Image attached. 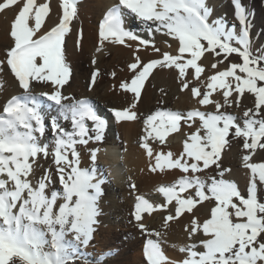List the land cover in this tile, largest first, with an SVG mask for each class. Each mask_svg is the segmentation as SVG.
<instances>
[{"label": "snow or ice", "instance_id": "obj_1", "mask_svg": "<svg viewBox=\"0 0 264 264\" xmlns=\"http://www.w3.org/2000/svg\"><path fill=\"white\" fill-rule=\"evenodd\" d=\"M231 4L236 21L231 28L223 19L211 20L207 0H119L98 24V51L105 42L132 50L131 78L111 89L132 99L113 109L115 120L142 123L140 146L152 161L151 173L184 174L159 188L165 203L136 198L135 220L149 237L146 264H264V162L254 160L261 150L264 161V50L252 51L251 10L243 0ZM79 5L80 0H56L55 7L53 0H0V13L14 14L7 33L14 43L0 60V72L10 69L23 90L5 96L0 112V264H77L99 230L106 181L95 167H81L78 146L102 142L108 121L89 99L67 93L75 80L73 58L85 42ZM129 17L145 27L147 38L126 27ZM157 35L170 38L161 44L175 42L178 53L157 46ZM148 50L153 57L145 58ZM157 69L171 70L178 89L200 107L140 116L138 105L148 95L145 83ZM99 77L97 69L90 87ZM40 86L48 91L37 92ZM0 91H6L4 80ZM246 94L252 107L242 109V118L226 111L241 108ZM53 105L58 115L49 118ZM209 106L212 110H201ZM173 133L183 136L178 154L161 148ZM236 140L243 150L244 188L230 178L233 169L225 164ZM49 157L53 167L41 169V158ZM90 158L95 164L98 150ZM213 168L215 175H200ZM158 210L166 213L165 228L181 217L188 221L179 258L166 254L159 239L164 233L142 222L145 213ZM83 264L101 262L84 259Z\"/></svg>", "mask_w": 264, "mask_h": 264}, {"label": "bare ground", "instance_id": "obj_2", "mask_svg": "<svg viewBox=\"0 0 264 264\" xmlns=\"http://www.w3.org/2000/svg\"><path fill=\"white\" fill-rule=\"evenodd\" d=\"M118 3L119 0H80V20L78 26L81 27L85 33V42L82 51L77 50L73 58L75 80L71 88L67 89V93L79 99H89L98 112L108 121V128L102 142L93 140L87 146H78V150L81 152V167L88 169L95 167L97 175L106 181L103 185L104 195L99 202L102 211L99 218V228L108 236L112 235L111 239L127 236L128 233L132 234L130 238L121 243L114 242V240L111 239L106 240V244L108 245H104V248L107 249V251L99 255L95 254L94 247L90 246L88 250L90 254H88L86 259L99 260L101 264H146L143 250L149 237L147 233L141 231L139 224L135 220L134 203L137 202V199L134 201L133 198L124 200L123 190H125L126 187L129 188L135 185L133 196L136 198L138 196H143L150 203L158 206L165 203V199L159 192V188L176 183L184 174L178 170L166 171L164 173H151L149 168L152 161L147 157L145 151L140 146V138L143 131L142 123L139 120L134 122H118L114 118L113 109L125 107L128 101L132 99V94L130 93L126 94L122 91L111 90L113 86L131 78L132 73L127 68V64L133 59L132 50L124 48L122 45H111L105 42L103 50L98 51L101 45L97 39V30L98 24L102 22L103 16L106 15L108 10L118 5ZM207 3L213 8L211 20L223 19L229 28H231V24L236 23L231 0H224L222 3H218L217 0H207ZM221 4H225L226 7H221ZM53 6H56V0H53ZM246 6L252 13L250 23L251 32H253L254 35L261 33L264 29V0H248ZM13 15L11 11L6 15L0 13V60L4 59L5 51L13 46L14 43L7 35L13 20ZM126 27L138 33L141 37L147 38V31L138 20L129 17ZM238 28L239 25L237 23V29ZM156 40L158 42L157 46L161 47L163 51H167L171 54L178 53L175 42H172V47H169L166 43H159L161 40H170V38L157 35ZM131 43L134 45L136 44V42ZM143 55L145 58L154 56L151 50L144 52ZM205 55L209 57L210 60L216 59L210 56V54L206 53ZM93 60L96 61L95 64L92 63ZM201 63H205L203 58ZM97 69L100 71L101 77L98 78L95 87H90L89 79ZM113 72L116 73L115 77L112 76ZM157 73H159V75H157ZM153 77H155V79H153ZM0 80H4L6 84V91H0V112H2L5 96L10 98L11 95H20L23 90L17 86L18 82L11 74L10 69L6 68L3 72H0ZM178 84L179 80L171 70H155L153 76H150L145 83V89L148 90V95L147 98L142 99L141 104L138 105L140 109L139 115L146 116L154 113L156 110L170 109L187 111L194 107H200L195 99L191 98L186 92H182L178 89ZM36 91H48V89L40 86ZM43 99L46 104L52 103L48 102L46 97ZM201 110L210 111L212 109L209 106L208 108H201ZM226 111L236 115L238 118H242V111L235 106L226 109ZM54 115H58V110L56 106L53 105L52 109L48 111V116L50 118ZM65 127L70 128V125L65 124ZM185 131L188 130L185 129ZM108 136H112V138L109 139ZM51 140L52 137L50 132L46 133V141L50 142ZM161 148L164 151H172L174 154L180 153L183 148V136L179 133L171 134L166 138V142ZM113 149L116 150L114 153H112ZM121 149L126 150L123 154V161L119 158L121 157L119 154ZM93 150H98V158L95 164L92 163L90 158V153ZM242 151L240 146L232 148L225 164L231 166L233 169V174H231L230 178L240 186L245 187V170L242 169L240 165V154ZM121 161L128 165L129 171V175L124 177L125 180L123 179L124 184L122 183V186L115 181L112 165L114 162L122 164L120 163ZM40 164L41 169L53 167L51 157L47 160L41 158ZM213 170L214 168L209 169L207 172L201 173L200 175L206 177L208 173L214 172ZM213 175H215V173ZM55 187L57 189L60 188L58 183ZM126 194H130V192L126 191L125 196ZM165 216L166 213L159 210L151 214L145 213L142 222L150 230L164 233L159 239L163 240L162 247L166 250V254L170 258H179L183 254L178 251V248L187 242V236L183 231V225L188 221L184 217H181L179 223L176 221L168 222V227L165 228ZM200 218L203 219V215H201ZM100 237L99 234L95 237V243L103 241ZM106 238L107 237H104V239ZM151 238L158 239L157 237ZM101 248H103V245H101L99 249ZM111 250L117 252L120 259H117V257L104 259L105 256L109 255ZM99 252L101 253V251ZM77 264H83V261L77 260Z\"/></svg>", "mask_w": 264, "mask_h": 264}, {"label": "rangeland", "instance_id": "obj_3", "mask_svg": "<svg viewBox=\"0 0 264 264\" xmlns=\"http://www.w3.org/2000/svg\"><path fill=\"white\" fill-rule=\"evenodd\" d=\"M224 0H217V2L218 3H222ZM247 1L248 0H243V3L246 5V3H247ZM220 6V5H219ZM224 6V7H223ZM221 7H223V8H225L226 6H225V4H221ZM221 7H219V8H221ZM232 25V24H231ZM263 32V33H262ZM261 33H259V34H256V35H254L253 34V32H251V37H252V51H253V53L254 54H259V52L261 51V50H264V29H263V31H262ZM215 58V57H214ZM233 58H235V57H233ZM246 107H252V99L250 98V97H248L247 96V94H246V98H244L243 100H242V104H241V108H239L241 111H242V109L243 108H246ZM108 138L110 139V138H112V136H108ZM235 146H240V141L239 140H236V141H234V143H233V147L232 148H234ZM112 151V150H111ZM116 150L115 149H113V151H112V153H114ZM260 151L261 150H258V155L257 156H254V160H256L257 162H264V161H261V159H260V156H259V153H260ZM120 153V155H121V157H119L122 161H123V159H124V153L126 152V150L125 149H121L120 151H119ZM114 155V154H113ZM119 155V156H120ZM120 162V163H122V164H117V163H112V165H113V171H114V173H113V176L115 177V181L118 183V184H120V186H122L123 184H124V180H125V176L127 175H129V171H128V165L127 164H125V162ZM121 165V166H120ZM214 172H212V173H208L207 175H213L214 173H215V170H213ZM124 179V180H123ZM176 181V180H175ZM123 183V184H122ZM241 188H244V186H241ZM126 191H129L130 192V194H126V196H125V192ZM133 192H134V188H133V186H131V187H126V189L125 190H123V193H124V195H123V197H124V200H126V199H128V198H133V201L134 200H136V197L135 196H133ZM132 194V195H131ZM103 195H104V192H103ZM130 195V196H129ZM148 196V195H147ZM103 197V196H102ZM134 197H135V199H134ZM132 201V202H133ZM136 202V201H135ZM134 204H136V203H134ZM126 230H128L127 228H125ZM132 233V232H131ZM100 235L101 237H100V239H102L103 241H100V242H97V243H95V240L93 241V243L90 245L91 247H94L93 249H94V253L95 254H102V253H105L106 251H107V249H105L104 248V245H108V244H106V240H109V239H111L112 238V235H110V236H108L107 234H105L104 233V231H102V229H100L99 228V230H98V232L96 233V235H95V237L97 236V235ZM122 235V234H121ZM132 236V234H127V236H124V237H119L118 239H111V240H114V242H117V243H121L122 241L124 242L125 240H127L128 238H130ZM104 237H107L106 239H104ZM68 239H72V237H68ZM101 245H103V248H101V249H99L100 248V246ZM89 246V247H90ZM89 247H87V249H85L84 251H85V253H86V255H85V257H82V258H78V260L79 261H83L84 259H86L87 257H88V254H90V252L88 251L89 250ZM95 247H97V248H95ZM109 250V249H108ZM99 251H101V253L99 252ZM95 254H94V256H95ZM110 257H113V258H116L117 257V259H120V257H118V255H117V252H113L112 250L110 251V253H109V255H107V256H105L104 257V259H109ZM122 257V256H121ZM93 261H94V259H93Z\"/></svg>", "mask_w": 264, "mask_h": 264}]
</instances>
